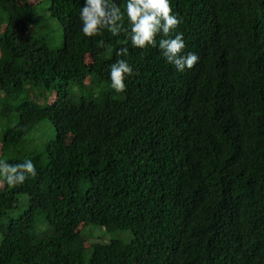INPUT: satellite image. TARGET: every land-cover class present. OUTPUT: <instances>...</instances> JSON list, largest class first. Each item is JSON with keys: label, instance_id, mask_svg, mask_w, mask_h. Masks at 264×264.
Segmentation results:
<instances>
[{"label": "trees", "instance_id": "obj_1", "mask_svg": "<svg viewBox=\"0 0 264 264\" xmlns=\"http://www.w3.org/2000/svg\"><path fill=\"white\" fill-rule=\"evenodd\" d=\"M81 3L0 0V159L36 165L0 180V264H264V0H172L199 60L129 47L120 94L124 35L84 37ZM81 225L131 240L85 248Z\"/></svg>", "mask_w": 264, "mask_h": 264}, {"label": "clouds", "instance_id": "obj_2", "mask_svg": "<svg viewBox=\"0 0 264 264\" xmlns=\"http://www.w3.org/2000/svg\"><path fill=\"white\" fill-rule=\"evenodd\" d=\"M78 19L84 37L100 36L105 30L113 37L124 35L125 46L115 49L119 58L109 65L107 74L114 93H124L126 80L135 74L125 58L129 47L158 49L162 59L179 73L193 69L199 60L195 52L185 51L184 33L179 30L183 20L173 10L172 0H123V7L116 0H82ZM35 175L36 165L31 159L14 164L0 159V180L9 187L22 185Z\"/></svg>", "mask_w": 264, "mask_h": 264}, {"label": "rangeland", "instance_id": "obj_3", "mask_svg": "<svg viewBox=\"0 0 264 264\" xmlns=\"http://www.w3.org/2000/svg\"><path fill=\"white\" fill-rule=\"evenodd\" d=\"M32 4H35V1H31ZM95 57L93 56H87L86 58V62L90 63L92 61H94ZM87 86H90L93 84L92 81L87 80L86 81ZM54 101V97H51L49 99V103H53ZM54 133H53V129L51 128L50 124L48 122H43L40 123V125L32 132V134L27 138V143L23 146L24 148H20L19 152L20 153H24L26 151H29L31 149H33L34 147V141L36 140L37 143L42 142L44 139L46 138H50L53 137ZM44 138V139H43ZM2 187V184L0 183V188ZM78 230L81 232L82 234V238H83V245L85 248H89L91 246L92 243H95L96 241H98V239L105 243H108L110 241V239H117L123 242H129L131 240V233H126V232H116L114 234L112 229H101L100 228H96L95 230H91V229H85L84 226H79ZM44 229L41 230V232H43ZM40 232V233H41ZM95 232V234H94ZM112 234L111 236H108Z\"/></svg>", "mask_w": 264, "mask_h": 264}]
</instances>
